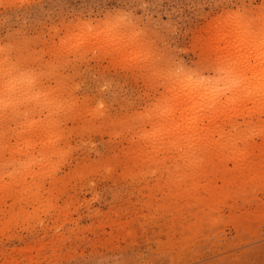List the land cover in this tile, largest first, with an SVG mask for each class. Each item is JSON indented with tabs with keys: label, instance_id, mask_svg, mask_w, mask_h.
<instances>
[{
	"label": "rangeland",
	"instance_id": "rangeland-1",
	"mask_svg": "<svg viewBox=\"0 0 264 264\" xmlns=\"http://www.w3.org/2000/svg\"><path fill=\"white\" fill-rule=\"evenodd\" d=\"M259 53L264 0H0V264L251 258Z\"/></svg>",
	"mask_w": 264,
	"mask_h": 264
},
{
	"label": "crops",
	"instance_id": "crops-1",
	"mask_svg": "<svg viewBox=\"0 0 264 264\" xmlns=\"http://www.w3.org/2000/svg\"><path fill=\"white\" fill-rule=\"evenodd\" d=\"M254 255L242 262L241 264H249L253 260V264H264V241L255 245Z\"/></svg>",
	"mask_w": 264,
	"mask_h": 264
},
{
	"label": "bare ground",
	"instance_id": "bare-ground-1",
	"mask_svg": "<svg viewBox=\"0 0 264 264\" xmlns=\"http://www.w3.org/2000/svg\"><path fill=\"white\" fill-rule=\"evenodd\" d=\"M240 45H242V44H240ZM243 48H244V47H243ZM253 53H254V52H253ZM256 55H257V54H256ZM249 56H250V55H249ZM254 56H255V55H254ZM261 56H262V55L259 53V56H257V57H258L259 59L261 58L262 60H264V56H263V57H261ZM253 58H254V57H253ZM259 59H258V60H259ZM247 61H248V60H247ZM253 61H254V60H253ZM255 61H256V57H255ZM255 61H254V63H255ZM260 61H261V60H260ZM244 63H246V61H245ZM250 64H251V63H250ZM250 64H248V67H249V68H251L253 65L257 66L256 63H255V64H251V67H250V66H249ZM242 65H243V64H242ZM245 65H246V64H245ZM246 66H247V65H246ZM246 68H247V67H246ZM252 68L254 69V67H252ZM252 68H251V69H252ZM255 68H256V67H255ZM258 69H260V71L263 73V71H264L263 68L261 69V68L259 67ZM246 71H247V70H246ZM249 71H250V70H249ZM260 71H259V73H261ZM254 72H256V71H253V70H252V73H254ZM256 73H258V70H257ZM260 78L263 80L262 77H260ZM22 80H23V79H22ZM245 81H246V80H245ZM247 81H248V79H247ZM260 81H261V80H260ZM260 81H259V82H260ZM263 81H264V80H263ZM263 81H262L261 83H263ZM241 82H242V81H241ZM254 82H255V81H254ZM257 82H258V81H257ZM26 83H27V82H26ZM248 84H249V83H248ZM251 84H252V83H251ZM249 85H250V84H249ZM253 85H254V84H253ZM256 85H257V84H256ZM259 85H260V83H259ZM246 87L249 88V86H246ZM251 87H252V86H251ZM254 87H255V86H254ZM260 87H261V86H260ZM260 87H259V88H260ZM259 88L257 87V88H256V91H257V89H259ZM260 89H261V88H260ZM262 89H263V88H262ZM191 90H192V89H191ZM253 90H254V88H253ZM248 91H249V90H248ZM260 91H261V90H260ZM258 92H259V90H258ZM248 93H249V92H248ZM213 94H214V93H213ZM254 94H255V93H254ZM257 94H258V93H257ZM263 94H264V93H263ZM206 95H207V94H206ZM208 96H209V95H208ZM250 96H251V95H250ZM258 96H259V95H258ZM201 100H202V99H201ZM202 101H203V100H202ZM200 103H201V102H200ZM204 103H205V101H204ZM204 103H203V104H204ZM203 104H201V105H203ZM195 106H196V105H195ZM179 114H180V113H179ZM180 115H181V114H180ZM186 116H187V115H186Z\"/></svg>",
	"mask_w": 264,
	"mask_h": 264
}]
</instances>
